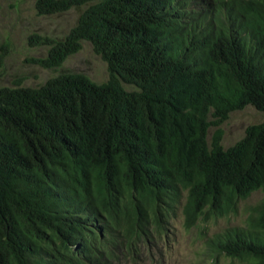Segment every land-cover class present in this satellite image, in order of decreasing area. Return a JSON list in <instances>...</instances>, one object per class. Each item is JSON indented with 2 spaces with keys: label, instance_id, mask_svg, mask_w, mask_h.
Instances as JSON below:
<instances>
[{
  "label": "trees",
  "instance_id": "obj_1",
  "mask_svg": "<svg viewBox=\"0 0 264 264\" xmlns=\"http://www.w3.org/2000/svg\"><path fill=\"white\" fill-rule=\"evenodd\" d=\"M82 6L61 39L31 34L47 51L27 61L56 70L88 42L105 81L0 86V264H138L178 209L189 230L254 192L243 225L200 237L214 261L264 264V120L226 148L220 127L264 113V0L34 1Z\"/></svg>",
  "mask_w": 264,
  "mask_h": 264
},
{
  "label": "rangeland",
  "instance_id": "obj_2",
  "mask_svg": "<svg viewBox=\"0 0 264 264\" xmlns=\"http://www.w3.org/2000/svg\"><path fill=\"white\" fill-rule=\"evenodd\" d=\"M35 0H0V51L8 43V53L0 72V86L12 87L19 82L22 86L34 87L59 73H82L92 81L101 83L108 77L106 64L97 56L88 42L81 43V49L67 57L56 70L43 69L27 60L32 57H44L47 47L30 46L27 41L31 34L46 35L61 39L73 27L85 6L72 8L67 12L50 16H38L34 9ZM127 90L132 86L124 85ZM264 120V113L252 107L230 113L221 124L223 130L222 145L228 147L244 135L248 125ZM214 128L208 130L211 137ZM263 197L254 192L245 201L239 203L238 212L228 217L212 219L208 223L199 222L195 227L185 230L182 216L178 215L170 222L169 232L162 235L151 248L144 250L145 258L138 264H230L227 258L214 261L206 256V247L200 237V231L206 226L208 235L226 226H241L246 218L245 209L256 204ZM236 262V261H234Z\"/></svg>",
  "mask_w": 264,
  "mask_h": 264
}]
</instances>
